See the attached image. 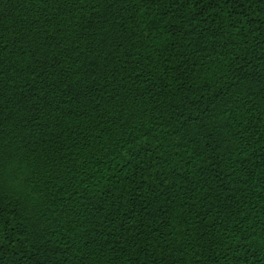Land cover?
I'll return each instance as SVG.
<instances>
[{"label": "trees", "instance_id": "1", "mask_svg": "<svg viewBox=\"0 0 264 264\" xmlns=\"http://www.w3.org/2000/svg\"><path fill=\"white\" fill-rule=\"evenodd\" d=\"M0 264H264V0H0Z\"/></svg>", "mask_w": 264, "mask_h": 264}]
</instances>
